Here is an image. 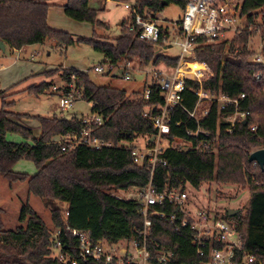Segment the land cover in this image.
Here are the masks:
<instances>
[{
    "label": "trees",
    "instance_id": "trees-1",
    "mask_svg": "<svg viewBox=\"0 0 264 264\" xmlns=\"http://www.w3.org/2000/svg\"><path fill=\"white\" fill-rule=\"evenodd\" d=\"M101 0H68L63 7L65 15L79 23H88L94 28H108L98 19V11L90 7L91 2ZM107 1V0H105ZM117 3H134L143 17L156 18L167 7L176 5L183 10L189 0H111ZM51 6L36 0H0V42L12 50L42 45L55 41L59 45L74 46L76 42L64 32L49 26ZM242 13L247 17L249 28L233 42L207 44V39L195 40L192 62L206 64L214 76L203 82V89L222 93L228 98L239 100V110L247 113L246 124L239 123L229 132L230 123L225 118L235 107L219 112L214 103L209 115L197 124L190 118L198 98L195 92L200 85L187 81L183 93V107L171 113L172 133L166 139H180L192 146L202 142L218 144V153L212 154L194 149L168 148L161 159L166 163L157 164L152 175L146 161L141 167L134 162L126 145H134L139 138L157 135L145 110L152 109L151 115L163 107L159 79L149 86L152 95L149 101L142 94L129 96L126 91L96 85L89 73L75 69H52L40 74L52 78L61 74L65 83L59 89L66 96L72 88L82 94V100L92 105V115H98L104 124H92L94 135L111 143L112 147L95 150L81 145L75 150H62L64 143L56 140L67 135L81 136L88 128L84 119L70 120L57 117H32L11 111L14 102H8L13 94L10 89L0 90V177L11 186L27 183L30 194L44 201L51 211L52 226L49 228L37 212L29 205L23 206L20 221L25 226L10 231L2 221L4 210L0 208V264H67L52 257L53 231H59V239L71 254L77 256L78 242L68 230L89 232L93 242L107 241L118 244L131 240L136 231L143 228L144 218L139 212V203L134 199H120L112 192H127L145 189L152 183L157 193H163L181 186L184 189L199 190L204 185L216 183L219 186H237L249 192V204L244 214L241 211L224 220H231L242 236L245 248L251 251L257 261L264 264V170L249 161L251 152L264 149V64L252 62L255 54L249 47L250 38L257 32L264 43V0H245ZM260 19L261 23H258ZM134 16L129 27L122 24L121 37L114 44L93 39L78 42L89 44L104 56L113 68L125 62L137 63L140 67L175 69L179 58H170L159 52L166 48L169 33L162 28L160 42L154 44L140 39L135 28ZM261 24V25H260ZM132 26V27H131ZM2 50H0V53ZM257 75H261L259 79ZM52 89L43 81L31 85L22 92L39 97ZM54 92V91H53ZM245 95L244 99L241 96ZM26 120L38 123L40 134L25 125ZM198 127L210 136L189 137ZM252 127H257L253 132ZM8 134L21 135L26 142L15 143L7 140ZM20 161L35 164L37 173L30 176L14 170ZM60 204L66 205L65 209ZM155 211L165 217L151 216L152 230L148 249L157 258L160 251L172 252V264H201L204 259L192 245L194 231L182 227L184 216L179 210L165 203L156 206ZM174 216L175 219L171 220ZM79 264H104L96 261H79Z\"/></svg>",
    "mask_w": 264,
    "mask_h": 264
},
{
    "label": "built area",
    "instance_id": "built-area-1",
    "mask_svg": "<svg viewBox=\"0 0 264 264\" xmlns=\"http://www.w3.org/2000/svg\"><path fill=\"white\" fill-rule=\"evenodd\" d=\"M244 1L189 0L174 38L172 39L170 36L166 39V45L172 47L173 43L177 44L182 50V55L179 58V65L171 70L170 75L162 73L161 80L159 81L160 96L164 100L163 107L158 108L154 115H151L152 109L147 108L145 110V117L149 119L157 135L153 136L155 137L153 142V137L141 138L147 142L146 147L142 149L131 144L125 146L132 153L134 162L137 165L141 167L146 161L150 164L152 175L157 164L166 165L160 157L168 148H175L171 144L173 141H179L183 145H188L189 149L196 151L212 154L218 153L219 143L217 141L214 143L202 142L197 146H192L180 139L173 141L166 139L172 133V111L177 107H183V93L186 90L187 81H193L200 85L199 90L195 92L198 98L197 105L189 113L190 118L197 124H200V121L209 115L211 106L214 103L217 104L219 112L227 111L230 106L235 107L234 112L225 118L230 123V133L232 132V128L237 124L245 122L247 113L239 110V100L228 98L222 93L212 94L203 89V82L214 76L206 64H204L205 69L194 72L187 69L186 73L183 72L184 65H188L194 59L196 38H206L207 44L227 43L230 45L236 37L240 36L243 31L250 27L247 23V17L242 13ZM123 6L126 9L132 10L135 28L139 30L140 39L158 44L163 28L158 18L159 14L156 15V18L143 17L138 13L134 4L125 3ZM252 62L264 64V54L262 52L255 53ZM131 69V62H125L124 66L121 67L120 73L125 81L131 80L132 76L126 72ZM94 71L96 73H103L105 70L103 67L96 66L94 67ZM260 77L261 75L256 76L257 79ZM58 90L57 87H53L54 92ZM151 95L152 90L147 86L141 98L149 101ZM78 98L82 99L81 92L72 88L64 96L63 111L71 110ZM244 98L245 95H242L241 99ZM84 122L88 125V128L81 136L67 135L56 140L58 143H64L62 147L64 152L75 150L81 145L95 150L112 147L111 143L100 140L94 135L95 130L92 124L98 127L104 124V120L100 116L92 115L91 118L84 119ZM252 131L256 132L257 127H252ZM187 135L198 139L200 135L209 137L210 133L198 127L195 132L188 131ZM163 141L169 143L167 149L162 146ZM179 148L189 150L180 145ZM254 164L258 165L256 162ZM123 193H126L128 197L118 198L137 200L140 205L139 212L144 218L143 228L136 231L135 236L131 240L122 241L118 244H111L105 240L95 243L92 241L89 232L76 229L68 230V234L78 242V247L76 248L77 256H74L67 247H64L62 241L59 239L60 232L57 231L53 239L52 257L58 259L61 263L67 264H79L80 260L86 262L98 261L104 264H172L174 257L172 252L162 250L159 252L157 258H155L148 249L152 230L151 216H166L164 213L155 211L154 208L168 203L176 207L179 213L184 216L181 223L182 227H189L194 231L192 245L195 247L197 254L204 259V262L201 264H263L257 261L251 251L245 248L242 236L237 231L235 224L231 220H224L222 217L223 212H219L218 210L212 212L211 210L193 207L189 189H184L181 186L163 193H157L153 189L152 183H150L145 189H132ZM174 219L175 217L172 216L171 220Z\"/></svg>",
    "mask_w": 264,
    "mask_h": 264
},
{
    "label": "rangeland",
    "instance_id": "rangeland-1",
    "mask_svg": "<svg viewBox=\"0 0 264 264\" xmlns=\"http://www.w3.org/2000/svg\"><path fill=\"white\" fill-rule=\"evenodd\" d=\"M36 1L45 2L51 6L49 26L53 30L69 34L76 44L67 47L49 40L45 44L31 46L32 48H28L24 53V56L28 59L21 60L24 64H18L21 62L19 61L17 62V67L0 74L1 91H7L10 88L9 94H13L10 99H7L8 102H14V106L11 109L12 112L32 117H57L66 120L92 117V105L80 98L76 100L71 110L63 111L64 96L60 91L53 92V87L62 89L65 86L61 74H56L52 78L47 79L40 76L44 70L63 68L90 72L89 76L96 85L120 89L126 91L129 96L135 93L144 94L145 88L150 86L153 81H156L154 79L161 78L162 73L171 74L172 69H168L164 65L159 67L151 65L143 68L137 63L131 62L132 69L126 72L132 78L130 81H125L120 73V69L125 63L112 68L104 56L97 53L91 45L78 42L96 37L95 39L98 41L114 44L121 37L123 28L121 24L125 23V27H129L132 23V10L126 9L123 6L125 3H104V8L98 9V19L106 23L108 28H94L88 23L76 22L65 15L63 7L67 4L68 0ZM130 4L133 5L134 3L131 1ZM183 14L184 10L181 7L171 5L158 15L161 26L168 31L172 39L178 30ZM258 23H261L260 19H258ZM249 47L255 53L262 52L264 54V43L260 38V33L257 32L250 38ZM159 53L170 58H180L182 50L177 44L173 43L170 49H162ZM31 54H34L35 57L33 61L30 59ZM15 57L12 49L9 47L6 53H0V58L7 65H12L15 62ZM96 66L103 67L105 71L103 73H96L94 71V67ZM26 74H34V76L26 77L28 76ZM43 81L52 85V89L46 94L36 97L22 92L25 88L34 84L39 85ZM1 108L2 103L0 102ZM25 125L33 128L36 136L40 134L36 121L26 120ZM7 140L15 143L26 142L21 135L17 134H8ZM171 144L176 148H179V145L184 146L186 149L190 148L179 141H173ZM134 145L142 149L146 147L147 142L139 138L135 141ZM162 146L167 149L169 143L163 141ZM15 170L30 176L37 173L35 164L30 161H20ZM189 191L194 208L211 210L212 212L218 210L224 213L226 210H235L241 211L244 214L250 199L247 189L243 190L237 186H219L216 183L204 185L199 190L189 188ZM112 195L123 198L128 197L123 192L114 191ZM26 204H29L46 225L51 228V211L45 206L43 200L29 193L27 183H17L11 186L0 177V208L4 210L2 221L7 230L15 231L17 228L25 226L20 221V216L22 208ZM60 207L65 209L66 205L60 204ZM56 232L53 231L52 233Z\"/></svg>",
    "mask_w": 264,
    "mask_h": 264
},
{
    "label": "crops",
    "instance_id": "crops-1",
    "mask_svg": "<svg viewBox=\"0 0 264 264\" xmlns=\"http://www.w3.org/2000/svg\"><path fill=\"white\" fill-rule=\"evenodd\" d=\"M107 2H112L111 0H107V1H105V0H101V1H98V2H91L90 3V7L92 8V9H95V10H97L98 11V9L99 10H101V9H103L104 8V3H107ZM123 24V23H122ZM31 46H29V47H25V48H23L22 50H12V53H13V55H15L16 57H15V62H13V64L12 65H7V64H5L4 63V61L2 60V58H0V74L1 73H5V72H8L9 70H12L13 68H15V67H17L18 66V64H24V62H22L21 60H27L28 58H26V56H24V53L26 52V50L28 49V48H30ZM32 48V47H31ZM171 48V46L169 45V46H167L165 49H170ZM7 49H8V47L7 46H5V51L3 52V53H6L7 52ZM34 54H31V57H30V59H31V61H33L34 60ZM19 61H21L20 63H18L17 64V62H19ZM20 66V65H19ZM52 70V69H51ZM46 71H49V70H44L43 72H46ZM31 72H33L32 70H31ZM30 72V73H31ZM42 72V73H43ZM26 75H28V74H26ZM34 76V74H29L28 76H26V77H33ZM1 85V84H0ZM10 89V88H9ZM26 89V88H25ZM1 90V89H0ZM81 114H82V112H81ZM17 166V165H16ZM16 166H15V168H14V170L16 169ZM16 171V170H15ZM17 172V171H16Z\"/></svg>",
    "mask_w": 264,
    "mask_h": 264
},
{
    "label": "water",
    "instance_id": "water-1",
    "mask_svg": "<svg viewBox=\"0 0 264 264\" xmlns=\"http://www.w3.org/2000/svg\"><path fill=\"white\" fill-rule=\"evenodd\" d=\"M122 25V24H121ZM0 50H2V52L5 51V45L3 42H0ZM244 124H246V121L244 122ZM155 140V137H153L152 142ZM249 161L252 163H257L262 170H264V149H260L257 150L253 153H251L250 157H249ZM238 213V211L235 210H229V216L233 217Z\"/></svg>",
    "mask_w": 264,
    "mask_h": 264
},
{
    "label": "bare ground",
    "instance_id": "bare-ground-1",
    "mask_svg": "<svg viewBox=\"0 0 264 264\" xmlns=\"http://www.w3.org/2000/svg\"><path fill=\"white\" fill-rule=\"evenodd\" d=\"M205 65L204 64H199V63H188V65H184L183 67V72H187V69H190L192 70L193 72L196 71V70H202V69H205Z\"/></svg>",
    "mask_w": 264,
    "mask_h": 264
}]
</instances>
